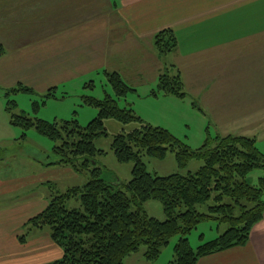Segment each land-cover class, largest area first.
<instances>
[{
	"label": "trees",
	"instance_id": "1",
	"mask_svg": "<svg viewBox=\"0 0 264 264\" xmlns=\"http://www.w3.org/2000/svg\"><path fill=\"white\" fill-rule=\"evenodd\" d=\"M154 47L159 55H170L179 47L178 38L172 30H163L155 35ZM3 54L0 45V57ZM170 72L166 68L161 74L152 96L185 99L187 93L180 74ZM106 76L117 99L134 92L119 73L106 72ZM22 90L31 92L27 88ZM50 97L56 96L48 93L46 99ZM117 99L110 94L103 99L84 98L85 106L98 110L97 117L86 127L75 119L48 122L32 118L24 111L15 114L16 102L7 104L10 124L20 128L23 137L34 129L57 142L53 152L60 158L58 163L86 172L90 178L84 186L54 193L47 207L24 227L29 233L50 231L52 242L63 255L49 264H125L128 257L142 248L144 258L153 263L174 237L180 238L174 247L175 260L169 264H197L203 257L246 246L253 228L264 219V176L256 186L247 182L254 170L264 173V154L256 140L217 135L208 137L200 148L192 149L167 129L143 120L132 108H121ZM109 119L124 125L139 124L132 132L116 136L112 144L119 163L134 165L124 192L116 191L114 185L104 180L102 169L97 167V158L105 152L97 149L95 142L108 135L105 123ZM170 152L174 153L179 169H186L193 160L202 161L203 165L195 174L185 176L160 177L148 172L145 157L164 160ZM2 154L0 149V161ZM74 199L81 203V209L67 208ZM212 199L214 204L208 205ZM150 201L162 204L166 221L144 212V204ZM204 206L207 212L200 211ZM211 220L227 225L228 230L193 249L189 236L201 223ZM27 235L21 236L22 244Z\"/></svg>",
	"mask_w": 264,
	"mask_h": 264
},
{
	"label": "rangeland",
	"instance_id": "2",
	"mask_svg": "<svg viewBox=\"0 0 264 264\" xmlns=\"http://www.w3.org/2000/svg\"><path fill=\"white\" fill-rule=\"evenodd\" d=\"M18 3L20 0L7 1L2 13L4 20H0V41L6 47L4 54L0 57V149L3 150L0 161V183L8 182L7 185H0V204L24 201L25 203L46 202L48 205L54 193L61 194L70 188L84 186L90 179L88 173L79 172L71 166L58 163L60 158L53 152L57 142L46 138L34 129L27 131L26 137H23L24 132L10 124L9 115L6 112L9 102H16L15 114L24 111L32 118L48 122L75 119L81 126L86 127L97 117L98 110L85 106L84 98L103 99L106 94H110L117 99L106 76V72L113 73L116 70L117 73L123 74L129 86L138 90V92L132 91L126 98L117 99L119 106L135 108L146 122L166 128L192 149L200 148L208 137L215 138L218 134L246 136L250 128L245 127L252 126L250 123H254L256 116L257 121L264 119V109L259 102L262 97L259 90L264 91L262 85L256 87L255 93L252 87L234 90L233 84L228 83L229 90L221 88L218 83L222 80H216L214 74H209L207 77L209 69L206 70L207 66L204 63L200 65V78L193 81L189 79V88L185 86L187 93L185 99L162 94L158 97H153L152 94L144 95L148 88L154 87L153 90L156 91L158 81L152 85L153 81L129 70L128 64L112 62L111 55L100 57L80 51L79 33L68 32L59 35L55 30L57 25L53 23L54 19L57 20V13V17L48 16L49 13H46L45 8H41L43 4L38 0L34 2L33 9L26 13L18 5L13 6ZM94 4L97 6V1ZM69 7L71 10L73 6L69 5ZM2 14L0 13V16ZM98 23L100 20L96 21L95 25ZM3 24L7 28L2 29ZM167 56H169L165 58L167 64H173L176 61L174 56ZM120 57L124 58V55ZM245 61L242 62L238 72L237 64L230 67L229 80L226 81L237 83V78L252 79L254 74L250 70L253 71V68L258 67L259 64L250 58H246ZM179 66L186 74V78L187 74L195 76L194 72L189 70L188 62L180 63ZM177 73L179 74L177 71L173 72L174 75ZM257 80L261 81L259 78ZM22 88H27L31 92L24 91ZM14 90L17 91L14 92ZM153 90L150 89V93ZM216 91L218 94L213 95ZM48 93L56 97L46 99ZM142 95L144 97L139 99ZM34 104H38L39 107L35 109ZM237 104L242 107L236 108ZM238 109L245 112L247 123L250 125L243 126L246 120L243 116H237ZM252 116H254L253 119ZM105 126L108 135L98 138L95 142L97 149L105 152V155L97 158V167L102 169L104 180L114 185L116 191L124 192V185L132 179L134 165L119 163L112 151V144L116 136L123 132H132L139 127V124L124 125L115 119H109ZM247 137L251 138L252 133ZM261 148H264L263 145ZM143 160L148 172L160 177L195 174L203 165L202 161L193 160L186 169H179L175 155L171 152L164 160L149 157ZM263 176V171L256 169L248 176L247 182L251 186H256ZM8 184H12L19 190L2 193L5 188L12 187ZM16 184H22L25 187ZM213 204L212 199L208 205ZM67 208L81 209V203L74 199L68 203ZM143 210L151 218L161 222L166 221L163 206L158 201L144 204ZM200 211L207 212V207H201ZM12 226L19 228L17 221ZM227 230L228 227L225 224L213 220L205 221L192 232L189 241L192 248L197 249L202 244L219 238ZM40 231L42 230H33L29 233L22 227L21 235L28 234L27 238L31 241L39 237L34 233ZM179 238L174 237L169 245L163 248L157 261L147 262L143 258L145 248H142L137 256H133L135 257L133 260H128L127 264H169L175 260L174 247Z\"/></svg>",
	"mask_w": 264,
	"mask_h": 264
},
{
	"label": "crops",
	"instance_id": "3",
	"mask_svg": "<svg viewBox=\"0 0 264 264\" xmlns=\"http://www.w3.org/2000/svg\"><path fill=\"white\" fill-rule=\"evenodd\" d=\"M7 1L10 0H0L1 14ZM35 1L20 0V3L13 6L18 5L26 13L33 9ZM95 1L97 6L94 4ZM38 2L43 4L41 8H45L48 16L57 17V13V20L54 19L53 23L57 25L55 30L59 35L68 32L79 33L80 51L100 57L111 55L112 62L128 64L129 70L153 81L152 85L159 82V77L166 68H170V73L179 72L186 88H189V79L198 80L200 65L205 63L206 70L209 69L207 77L214 74L216 80H222L218 83L221 88L229 90L228 83L234 85H232L234 90L252 87L255 93L258 85L264 86L262 72L264 0H38ZM69 5L73 6L71 10ZM0 20H4L3 14ZM99 20L100 23L95 25ZM4 28L7 26L3 24L2 29ZM163 30H172L178 38L179 47L170 54L176 58L173 64H167L165 58L169 56L159 55L154 47L155 35ZM0 45L6 49L3 42L0 41ZM121 55H124V58H121ZM246 58L259 64L253 71L250 70L254 74L252 79L237 78V83L226 81L229 80L230 67L237 64V72L240 71V66ZM235 59L240 62L236 63ZM187 62L189 70L195 74L194 77L187 74L191 78H186V74L179 66L180 63ZM119 74L125 79L123 74L120 72ZM258 78L262 82H258ZM150 89L153 90L154 87L146 89L144 95L150 96ZM259 92L262 94L259 102L264 109V91ZM217 94L216 91L213 95ZM144 95L139 96V99ZM237 107L242 106L237 104ZM132 109L136 112L135 108ZM240 110L242 109H238L237 116L245 118L243 126L252 125L244 126L250 128L247 135L252 133L251 138L256 140L258 149L264 154V148H261L262 145L264 147V119L257 121L256 116L254 123L249 124L245 112ZM7 183L2 182L0 185ZM16 185L25 187L22 184ZM17 190L19 189L12 186L5 188L2 193ZM46 205V202L24 201L0 204V264H49L62 258L61 249L52 242L48 231L35 232L34 234L39 237L31 241L26 238V243L22 244L20 241L22 227H25L29 219L41 213ZM16 221L19 228L12 226ZM137 255L130 256L125 264ZM197 264H264V219L253 228L246 246L203 257Z\"/></svg>",
	"mask_w": 264,
	"mask_h": 264
}]
</instances>
